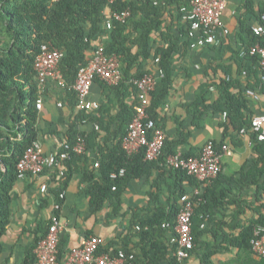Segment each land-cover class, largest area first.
<instances>
[{
	"label": "trees",
	"instance_id": "16d2710c",
	"mask_svg": "<svg viewBox=\"0 0 264 264\" xmlns=\"http://www.w3.org/2000/svg\"><path fill=\"white\" fill-rule=\"evenodd\" d=\"M190 1L117 0L109 4L108 0H0V237L9 223L12 191L19 180L18 162L38 140L36 101L39 85L34 60L41 46L50 44L62 52L59 69L65 85L56 81L55 85L62 102L73 112L67 129L64 132L53 130L54 134L66 143H74L78 136L84 137L87 145L91 139L101 143L92 167L87 166L86 156L81 154L72 153L62 161L63 175L51 189L54 203H62L59 194L67 187L75 165L83 164L78 170L84 184L79 195L88 198L93 212L109 206L112 216L121 213L122 194L129 181L145 178L151 190L147 193L146 207L141 209L144 215L134 214L131 218V226L138 227L135 235L139 241L133 247L128 242L121 246L124 252L133 254L128 264H189V255L194 253H199V264H212L214 244L200 240L208 232L214 238L217 236L215 227L209 229L208 225L219 207L230 205L234 207L235 221L227 226L239 232L235 236L222 235L229 244L253 253V230L257 226L264 227V141L257 140L250 131L251 120L256 114L247 94L249 88H260L263 71L258 55L248 52L242 55L238 50L232 55L234 66L217 62V66L210 67L212 78L201 83L193 99L182 105L185 116L173 115L175 132L165 134L162 153L156 160H145L143 152L127 154L121 145L138 103L137 88L132 80L148 72L147 65L157 57L163 74L157 77L155 89L149 94L147 113L155 128L165 133L166 114L162 108L173 88L174 54L190 47L192 41L188 35L189 21L183 18ZM107 7L128 9L130 15L125 22L114 20L112 27L107 29L104 23ZM263 12L264 3L260 6L259 18ZM237 37L241 48L261 39L244 21L238 23ZM99 45L104 46L105 54L119 57L121 78L115 84L96 78L103 91V102L96 109L79 110L76 108L77 93L72 86L78 71L89 63ZM209 114H219L222 119L219 122L221 138L208 140L217 151L220 152L227 139L233 141L242 136L251 143L252 155L233 174L220 171L208 184H203L184 170L169 166L166 158L178 152L189 139L190 127H204ZM85 122L98 125L99 130L90 134L80 131L79 126ZM242 128L247 130L240 135ZM108 140L113 143L111 147L107 145ZM182 154L185 157L198 155L190 151ZM95 162H98L97 167ZM120 169H124L123 175L112 178L111 174ZM186 186L201 191L196 196L190 195L196 202L191 218L194 248L187 257L179 258L178 244L172 241L170 234L176 235L180 199L189 193ZM250 187H254L255 193L244 198L242 193ZM246 212L247 219L238 223L239 216ZM54 213L59 215V211ZM49 225L50 219L36 224L32 240L23 249L21 264H37L34 250L45 238ZM67 242L68 237H60L59 261L69 253ZM118 250L112 243L101 244L98 253L115 255ZM260 264H264L263 258Z\"/></svg>",
	"mask_w": 264,
	"mask_h": 264
},
{
	"label": "crops",
	"instance_id": "0c3cea01",
	"mask_svg": "<svg viewBox=\"0 0 264 264\" xmlns=\"http://www.w3.org/2000/svg\"><path fill=\"white\" fill-rule=\"evenodd\" d=\"M245 1L248 6L244 5ZM263 3L264 0H226L221 19L228 29V33L218 37L213 44L196 48H183L180 52L174 54L176 69L173 88L167 103L162 108V112L166 114V121L164 122L166 135L175 132L173 115L176 113L184 117L185 112L182 105L193 99L195 89L201 83L212 78L213 72H211L210 67L217 66V62L234 66L232 55L238 50L245 49L244 47L241 48V43L237 37L238 23L244 21L250 27L259 24V9ZM154 67V62H150L147 65V71H152ZM47 83L48 92L45 97L43 96L42 109L38 110L37 141L41 144L43 152L49 154L58 152L61 143H63L57 139L58 137H56L57 135L54 134L53 130L64 132L73 117V112L69 105L63 103L59 97V88L55 85V81L48 80ZM249 89L260 92L259 86L255 89ZM248 97L254 114L264 113L263 97L260 96L259 99ZM89 98L99 104L103 102L104 95L98 81H94ZM221 120L219 114H209L206 117L204 127H190V137L180 146L179 151L181 153L190 151L199 154L202 146L209 139L219 140L222 131L219 126ZM79 130L90 134L94 130H99V127L92 122H85L79 126ZM101 136H104V132ZM112 144L110 140L107 141L108 147H111ZM224 144H228L230 154H221V171L226 174H233L247 158L251 157V143L245 137L240 136L239 139L233 141L227 139ZM99 145L101 146V143L98 139H91L88 145L86 143V151L81 155L86 156L88 167H92ZM82 165L72 167L74 171L67 187L62 191L64 193L63 201L58 210L62 227L60 237H68L69 252L72 248L80 247L85 238L91 235L100 237L103 244H114L118 249H122L121 246L124 242H128L129 246L133 247L139 241V237L135 235L138 227L131 226V218L134 214L144 215L141 209L146 207L147 193L151 190L150 183L145 178L129 181L122 194V210L118 215L112 216L109 214L111 212L109 206H104L101 210L93 212L88 198L79 195L81 187L84 185L78 174V170ZM60 171L63 172V165L46 167L39 175H27L17 181L12 191L13 203L9 223L5 234L0 237L2 245L0 264H21L23 249L32 240L36 224L49 220L50 216L56 211L53 208L55 198L51 193V189L57 186L58 180L63 175V173L60 174ZM43 185L46 186L45 190H42ZM186 189L189 190L188 194H192L194 191V188L190 186H186ZM254 190V187H250L244 190L242 196L244 198L251 196L255 193ZM233 213L234 207L231 205L219 207L215 211L214 219L208 225L209 229L215 227L217 236L214 238L210 234L211 232L205 233L200 242L214 244L215 252L213 251L211 256L212 264H260L262 258L234 244H229L224 239L222 234L238 235V230L229 229L227 226L232 225L235 221L233 220ZM245 219H247V212L245 215L239 216L238 223H243ZM166 225L168 226L167 223ZM209 229L207 230L209 231ZM170 237H175V234H170ZM198 254L189 255V264H199Z\"/></svg>",
	"mask_w": 264,
	"mask_h": 264
},
{
	"label": "built area",
	"instance_id": "2783aa9c",
	"mask_svg": "<svg viewBox=\"0 0 264 264\" xmlns=\"http://www.w3.org/2000/svg\"><path fill=\"white\" fill-rule=\"evenodd\" d=\"M117 0H108L109 4H114ZM226 5V0H191L189 8L185 10L184 19L189 21L188 35L192 41L190 47L196 48L213 44L218 37L226 35L228 29L224 26L221 16ZM106 15L105 27L110 29L113 21L125 22L130 15L128 9L114 10L107 7L104 10ZM252 32L260 37V41L242 49L240 53L246 52L259 56V64L263 71L260 84V92L247 90V94L253 99L263 97L264 102V12L260 16L259 24L251 27ZM62 52L51 46L43 44L34 60V69L37 74L39 85V97L36 101L38 110L43 107V94L47 89L48 80L56 81L64 86L65 82L59 69V61ZM158 57L154 61V69L143 74L141 77L132 80L137 88L138 103L135 106L131 121L128 123L125 135L122 137V148L127 154L143 152L144 159L148 161L156 160L162 153L165 133L161 128H155L153 120L147 113L149 94L155 89L158 76H162L163 70L158 66ZM96 78L106 80L110 84H115L121 78L119 67V57L116 54L107 55L104 46L94 51L89 63L80 68L73 84V89L77 93L76 108L79 110H90L99 107L97 101L89 98L90 89ZM97 128V126H96ZM246 128L240 130V135L246 132ZM250 131L253 132L259 141H264V113L255 115L251 120ZM61 150L55 153H44L41 144L35 141L20 158L17 165L18 179L27 175H39L46 167H57L62 165V161L68 159L72 153L83 154L86 151L84 137L78 136L74 143H61ZM230 154L228 144H223L220 152L217 151L211 141H207L196 156H184L180 151L170 154L166 162L173 168L184 170L188 175L196 178L200 183L208 184L221 171V154ZM98 163H95L97 166ZM63 172L60 171V174ZM124 169L118 173H112L111 177L121 176ZM46 186H42L45 190ZM200 189L195 187L192 194L181 196V208L176 219V235L173 240L177 242V255L185 258L194 248V241L191 231V218L195 207V201L190 196H196ZM64 193L59 194L63 198ZM54 210L60 209V204L53 205ZM61 224L59 216L53 213L50 216V225L47 234L35 248L37 264H128L133 259V254H127L119 249L115 255L108 252L98 253V248L103 244L98 236L91 235L83 241L80 247L70 250L66 258L59 261L57 257V247L60 239ZM251 240V250L253 254L264 259V227L257 226L253 230Z\"/></svg>",
	"mask_w": 264,
	"mask_h": 264
},
{
	"label": "rangeland",
	"instance_id": "374dc122",
	"mask_svg": "<svg viewBox=\"0 0 264 264\" xmlns=\"http://www.w3.org/2000/svg\"><path fill=\"white\" fill-rule=\"evenodd\" d=\"M230 170V169H229ZM229 172H231V171H229Z\"/></svg>",
	"mask_w": 264,
	"mask_h": 264
}]
</instances>
